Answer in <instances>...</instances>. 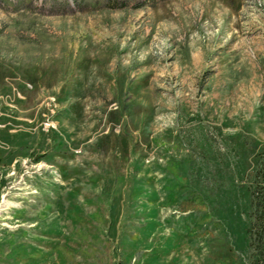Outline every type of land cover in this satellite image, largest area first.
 Segmentation results:
<instances>
[{"label":"rangeland","instance_id":"1","mask_svg":"<svg viewBox=\"0 0 264 264\" xmlns=\"http://www.w3.org/2000/svg\"><path fill=\"white\" fill-rule=\"evenodd\" d=\"M121 3L0 0V264H252L264 0Z\"/></svg>","mask_w":264,"mask_h":264},{"label":"trees","instance_id":"2","mask_svg":"<svg viewBox=\"0 0 264 264\" xmlns=\"http://www.w3.org/2000/svg\"><path fill=\"white\" fill-rule=\"evenodd\" d=\"M110 7L119 8L121 0H109ZM255 173L247 186L250 196L246 235L250 246L251 263L264 264V155L254 161Z\"/></svg>","mask_w":264,"mask_h":264},{"label":"built area","instance_id":"3","mask_svg":"<svg viewBox=\"0 0 264 264\" xmlns=\"http://www.w3.org/2000/svg\"><path fill=\"white\" fill-rule=\"evenodd\" d=\"M52 118H47L46 121L44 122V125L47 129H49L50 127H52Z\"/></svg>","mask_w":264,"mask_h":264}]
</instances>
